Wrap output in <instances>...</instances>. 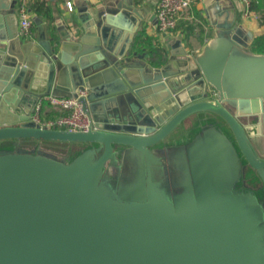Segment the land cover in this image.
<instances>
[{"label": "water", "instance_id": "obj_1", "mask_svg": "<svg viewBox=\"0 0 264 264\" xmlns=\"http://www.w3.org/2000/svg\"><path fill=\"white\" fill-rule=\"evenodd\" d=\"M223 1L163 61L132 40L134 0L32 36L0 0V264H264V52ZM84 88L85 130L31 118Z\"/></svg>", "mask_w": 264, "mask_h": 264}, {"label": "crops", "instance_id": "obj_2", "mask_svg": "<svg viewBox=\"0 0 264 264\" xmlns=\"http://www.w3.org/2000/svg\"><path fill=\"white\" fill-rule=\"evenodd\" d=\"M36 1H40L43 7L49 9V17L43 14H39V16L51 31L58 33L56 23H69L75 19L77 6L80 3H85L88 10L94 12V10L102 8L108 0H25L28 10L33 16L38 14L30 9V5ZM67 1L72 2V10L67 9ZM207 1L208 0H194L190 8L179 17L176 27L167 33H163L157 29L155 20V11L159 0H134V5L140 9L143 17L139 19L138 24L135 26V30L132 33V40L134 42H141L147 49L154 48L156 51H159L163 61L169 55L170 43L176 38L181 39L182 45L185 48L190 49L191 51L198 50L211 35V28L206 21L208 7ZM224 1L221 3L226 5L227 1ZM230 1L239 16L240 21L244 26L252 30L254 37L264 32V26L259 25L257 20L240 17V11L242 8L240 0ZM3 3L8 5L11 3V0H4ZM18 3V0H16L15 10L18 7ZM136 32H138V35H136ZM2 64V61H0V66ZM20 99H22V105L18 107V110H22V108L28 109L31 106H34L32 95H24L23 97L21 96ZM59 113L60 111L57 108L49 104L47 101H44L41 105L39 116L41 119H48L55 117Z\"/></svg>", "mask_w": 264, "mask_h": 264}, {"label": "built area", "instance_id": "obj_3", "mask_svg": "<svg viewBox=\"0 0 264 264\" xmlns=\"http://www.w3.org/2000/svg\"><path fill=\"white\" fill-rule=\"evenodd\" d=\"M194 0H159L155 11L156 27L160 32L167 33L176 27L177 21L182 13L186 12ZM242 8L240 17L256 20L257 14L250 8V0H240ZM16 9L18 18V33L20 35L32 36L35 33L33 15L28 10L25 0H18ZM68 10L73 9L71 1L66 2ZM87 90L77 89L73 96L46 95L40 98L31 113V118L38 121L41 126L65 127L70 129L85 130L89 124L88 116L84 113L80 97ZM44 101L57 108L60 113L53 118L41 119L40 108Z\"/></svg>", "mask_w": 264, "mask_h": 264}, {"label": "trees", "instance_id": "obj_4", "mask_svg": "<svg viewBox=\"0 0 264 264\" xmlns=\"http://www.w3.org/2000/svg\"><path fill=\"white\" fill-rule=\"evenodd\" d=\"M250 8L256 12V20L258 21L259 25L264 26V0H250ZM30 9L38 15L43 14L49 17V9L43 7L40 1H36L30 5ZM250 49L255 52H264V32L256 35L253 38L250 44ZM148 50L152 52L153 56L162 59L159 51H156L154 48H149Z\"/></svg>", "mask_w": 264, "mask_h": 264}, {"label": "flooded vegetation", "instance_id": "obj_5", "mask_svg": "<svg viewBox=\"0 0 264 264\" xmlns=\"http://www.w3.org/2000/svg\"><path fill=\"white\" fill-rule=\"evenodd\" d=\"M42 146H43V148L51 149V150H53L55 152L63 153V154H66V155L72 153V151L74 149H76V147H74V146L69 149L67 145H64V148H62V147L59 148L57 146L56 142H50V141L42 143Z\"/></svg>", "mask_w": 264, "mask_h": 264}, {"label": "rangeland", "instance_id": "obj_6", "mask_svg": "<svg viewBox=\"0 0 264 264\" xmlns=\"http://www.w3.org/2000/svg\"><path fill=\"white\" fill-rule=\"evenodd\" d=\"M57 143V146L59 147V148H64V145H66V144H64V143H58V142H56Z\"/></svg>", "mask_w": 264, "mask_h": 264}]
</instances>
